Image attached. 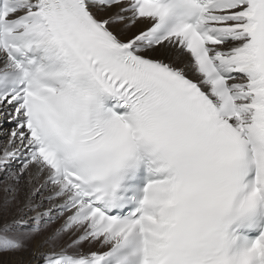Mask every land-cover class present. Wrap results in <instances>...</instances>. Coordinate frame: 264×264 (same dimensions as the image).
Segmentation results:
<instances>
[{
	"label": "snow or ice",
	"instance_id": "1",
	"mask_svg": "<svg viewBox=\"0 0 264 264\" xmlns=\"http://www.w3.org/2000/svg\"><path fill=\"white\" fill-rule=\"evenodd\" d=\"M0 185L25 264H264V0H0Z\"/></svg>",
	"mask_w": 264,
	"mask_h": 264
},
{
	"label": "bare ground",
	"instance_id": "2",
	"mask_svg": "<svg viewBox=\"0 0 264 264\" xmlns=\"http://www.w3.org/2000/svg\"><path fill=\"white\" fill-rule=\"evenodd\" d=\"M8 209L13 212V208L11 206H8ZM11 214V213H10ZM39 239V237H37V240ZM37 240H33L32 242H30L29 244V250L27 252H23V253H11V252H5L7 255L11 256V260H0V264H25V261L28 258V254L29 252L35 247V244L37 242Z\"/></svg>",
	"mask_w": 264,
	"mask_h": 264
},
{
	"label": "rangeland",
	"instance_id": "3",
	"mask_svg": "<svg viewBox=\"0 0 264 264\" xmlns=\"http://www.w3.org/2000/svg\"><path fill=\"white\" fill-rule=\"evenodd\" d=\"M4 196V192H3V186L0 185V198H2ZM0 213H3V215L5 217H9L11 216L12 212L8 209V207H0ZM11 213V214H10ZM5 235H9L11 236V233H6ZM32 242V241H31ZM11 260V256L7 255L5 252H3L2 255H0V260Z\"/></svg>",
	"mask_w": 264,
	"mask_h": 264
}]
</instances>
